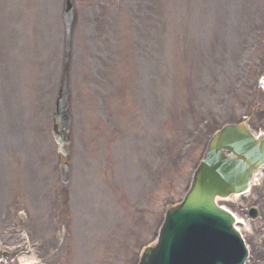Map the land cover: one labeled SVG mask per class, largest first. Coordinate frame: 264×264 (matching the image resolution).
Returning a JSON list of instances; mask_svg holds the SVG:
<instances>
[{
  "label": "rangeland",
  "instance_id": "rangeland-1",
  "mask_svg": "<svg viewBox=\"0 0 264 264\" xmlns=\"http://www.w3.org/2000/svg\"><path fill=\"white\" fill-rule=\"evenodd\" d=\"M61 3L0 0V251L19 245L39 264H135L164 205L182 199L204 148L201 125L210 121L209 135L243 114L251 93L264 97L253 83L264 56V0H109L100 16L95 0L77 1L64 210L49 118L61 69ZM248 112L250 128L264 131V104ZM99 125L108 139L97 140ZM219 204L241 217L261 207L243 235L248 264H264V177L250 195ZM65 233L72 234L67 252ZM0 264L20 261L0 257Z\"/></svg>",
  "mask_w": 264,
  "mask_h": 264
},
{
  "label": "water",
  "instance_id": "water-1",
  "mask_svg": "<svg viewBox=\"0 0 264 264\" xmlns=\"http://www.w3.org/2000/svg\"><path fill=\"white\" fill-rule=\"evenodd\" d=\"M64 19L65 61L52 134L58 150L67 157V163L61 166L66 178L71 142L68 69L75 23L73 0H65ZM224 151L231 152L232 157L225 158ZM261 168H264V136L254 141L240 127L213 137L182 202L167 207L155 243L143 250L138 264H243L246 252L232 227L233 219L216 207L215 200L245 192Z\"/></svg>",
  "mask_w": 264,
  "mask_h": 264
},
{
  "label": "bare ground",
  "instance_id": "bare-ground-1",
  "mask_svg": "<svg viewBox=\"0 0 264 264\" xmlns=\"http://www.w3.org/2000/svg\"><path fill=\"white\" fill-rule=\"evenodd\" d=\"M14 121H17L16 119H14ZM259 181V180H258ZM239 220V218H237V221ZM239 222V221H238ZM249 229H250V226L249 225H247V224H245V226H244V231L245 232H248L249 231ZM240 230H242V229H240ZM69 249V248H68ZM30 261H38V258L37 257H35L34 255L33 256H31L29 259H24L23 261H21V264H29L30 263Z\"/></svg>",
  "mask_w": 264,
  "mask_h": 264
}]
</instances>
